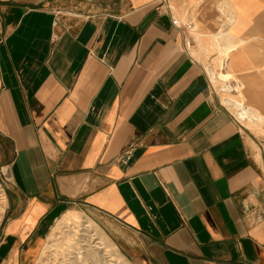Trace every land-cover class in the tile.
<instances>
[{
	"label": "crops",
	"instance_id": "0c3cea01",
	"mask_svg": "<svg viewBox=\"0 0 264 264\" xmlns=\"http://www.w3.org/2000/svg\"><path fill=\"white\" fill-rule=\"evenodd\" d=\"M159 6L0 0V264H31L75 206L130 264H264L258 139L208 67L226 54L264 121V0Z\"/></svg>",
	"mask_w": 264,
	"mask_h": 264
},
{
	"label": "rangeland",
	"instance_id": "374dc122",
	"mask_svg": "<svg viewBox=\"0 0 264 264\" xmlns=\"http://www.w3.org/2000/svg\"><path fill=\"white\" fill-rule=\"evenodd\" d=\"M220 56L222 59L224 58L225 60L226 58L227 59L229 58L226 54H221ZM225 60H223L222 62L223 65L225 63ZM213 62H214V59L212 61H209L208 67L211 66ZM223 67L224 66H222L221 69H223ZM229 69L230 68H227V67L224 68L225 71H228ZM228 72H230V70ZM225 80H227L226 84H231L234 87H238L237 77L228 76L227 79L225 78ZM233 81H235L236 83H233ZM214 88L216 92L220 95L222 100L225 99V97H223V94L220 92V90L215 86ZM243 94H244L245 101L247 103L246 94L244 92ZM232 112L235 115L234 111ZM239 122L245 128L249 129L257 137L258 139L257 144L259 146L258 149H260L258 153L259 155H261L260 157L262 158V161L264 163V126L260 128V127H254L253 125H249L247 123L246 124L242 123L240 120ZM11 194H12V188H11V182H10V173L8 169L2 170V168H0V206L3 207V209L0 208V235H2V231L4 230L5 225L11 216L10 215L11 213L10 214L8 213L9 200H10L9 196ZM69 212L75 213V215L80 218V221H90L93 224L95 229H97L98 232L101 235H103L105 242L110 246L109 250L111 254L113 255L114 260L117 263L130 264V262L122 254L121 250H119V248H117V246L113 244V242H111L110 239L107 237V235L104 232L105 230L103 229L99 221L96 220V215L93 213V211H91L88 208L82 207V206H75V207H72L67 213ZM62 218L63 216L60 219ZM58 221L54 225L53 230L57 226ZM73 228L74 226L71 224L62 225V228L60 230L62 232H58L57 236L52 235L53 234V230H52L49 238L44 244V248H37V250L33 253L34 256L31 259V264H71L75 262L76 260H78V257H79L78 254H74L76 253L74 249H77L74 247H77L76 243H78V241L77 240L71 241V242L68 241V238H70L71 235L73 234ZM44 250L46 252L45 255L42 254Z\"/></svg>",
	"mask_w": 264,
	"mask_h": 264
},
{
	"label": "bare ground",
	"instance_id": "6f19581e",
	"mask_svg": "<svg viewBox=\"0 0 264 264\" xmlns=\"http://www.w3.org/2000/svg\"><path fill=\"white\" fill-rule=\"evenodd\" d=\"M222 62V59L213 62L210 72L215 84L217 83L219 85L218 87L221 89L220 91H222L223 97H225L224 102L226 105L237 111L240 120L249 125H253L254 127L262 128L264 126V121L261 114L257 113L255 114L257 117L254 116V114L246 109L243 106L244 104L239 101L238 95L232 89L231 85L226 84L227 80H225V78L227 79L229 75L224 74L223 71L225 67L221 69V67L224 66ZM0 208L3 209L2 206H0ZM65 224H71L74 226L73 234L68 238V241H78V243H76L77 247H74L77 248L74 249L76 252L74 254H78L79 257L78 260L71 264H121L114 260L113 255L109 250L110 246L105 242L103 235L95 229L93 224L90 221H80V218L73 212H69L65 214L62 219H59L52 235L57 236L58 232H62L60 230L62 225ZM42 254H46L45 250Z\"/></svg>",
	"mask_w": 264,
	"mask_h": 264
},
{
	"label": "built area",
	"instance_id": "2783aa9c",
	"mask_svg": "<svg viewBox=\"0 0 264 264\" xmlns=\"http://www.w3.org/2000/svg\"><path fill=\"white\" fill-rule=\"evenodd\" d=\"M159 1H160V6L158 8L159 10H162L163 8L168 7V0H159ZM172 23L174 26H177V27L180 26L179 20H177V19H173ZM187 47L191 48L190 43H187Z\"/></svg>",
	"mask_w": 264,
	"mask_h": 264
}]
</instances>
